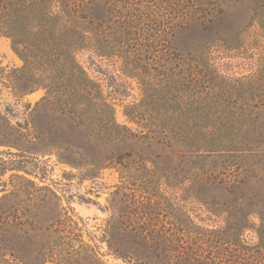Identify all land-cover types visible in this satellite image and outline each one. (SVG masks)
I'll list each match as a JSON object with an SVG mask.
<instances>
[{
    "label": "trees",
    "instance_id": "trees-1",
    "mask_svg": "<svg viewBox=\"0 0 264 264\" xmlns=\"http://www.w3.org/2000/svg\"><path fill=\"white\" fill-rule=\"evenodd\" d=\"M253 28L256 30L251 32ZM153 31L155 37L150 35ZM188 32L201 34L204 39L192 54L181 49V37ZM253 34L264 38V0H0V36L11 41L12 50L23 62L16 72L26 74L34 87L44 89L47 95L63 98L70 108H78L81 116L90 115L96 136L106 145L132 148L138 144L139 149L108 159L126 178L117 188L120 201L116 203L122 202L121 191L130 184L131 173L176 171L172 164L158 161L179 144L187 146L190 156L176 165L182 177L175 176V181L190 182L193 198L209 206L215 205L214 200L200 195L217 190L236 195L251 183L249 174L254 176L257 169L264 172V45L257 47L254 69L247 76L227 77L211 63L216 52L229 55L241 51ZM156 37L162 46L169 42L166 38L174 43L175 60L187 56L186 69L176 67L177 79L171 82L178 93L188 92L184 109H164L174 100H164L163 88L153 83L155 67L151 62L156 58ZM83 50L99 57H118L126 72L140 81L142 100L126 116L145 122L147 133H134L115 122L114 110L99 85L75 59ZM172 56L164 54L161 58ZM103 166L92 165L97 169ZM25 182L31 197L43 202L38 196L43 190ZM22 189L18 183L13 195L25 194ZM252 199L243 206L222 205L220 210L242 221L254 215L262 222L264 197ZM242 221L239 227L244 228ZM116 230L109 222L107 243L120 255L131 247L115 235ZM182 240L181 236L169 239L136 234L129 257L122 258L137 264H153L158 258L185 262L182 255L171 254L175 244L182 248ZM198 241L195 237L187 241L188 262L193 264H203L195 253ZM209 260L211 264H225L223 260Z\"/></svg>",
    "mask_w": 264,
    "mask_h": 264
},
{
    "label": "rangeland",
    "instance_id": "rangeland-1",
    "mask_svg": "<svg viewBox=\"0 0 264 264\" xmlns=\"http://www.w3.org/2000/svg\"><path fill=\"white\" fill-rule=\"evenodd\" d=\"M151 34L156 36L155 31ZM166 39V46L158 37L154 39L153 83L163 88L164 100H174L164 109H184L188 92L178 93L171 82L177 79L176 67L186 69L187 56L175 60L174 43ZM250 40L241 51L229 55L216 52L211 58L216 71L227 77L249 75L264 38L254 35ZM203 41L201 34L188 32L181 37V49L192 54ZM164 54L172 58L163 60ZM75 59L99 85L114 110L115 122L134 133H147L145 122L126 116L140 104L142 90L140 81L126 72L122 60L99 57L90 50L77 52ZM22 66L11 41L0 36V264H137L127 259L136 234L183 239L182 248L175 244L171 254L182 255L185 262L158 258L153 264H193L188 262L187 241L194 237L199 240L195 253L203 264H211L209 258L225 264H264V217L261 222L253 215L246 222L220 210L222 205L238 207L255 200L252 198L264 197V172L257 169L254 176L249 174L251 183L236 195L219 190L200 195L207 201L214 200L215 205L209 206L193 198L190 182L175 181V176L182 177L176 165L190 156L187 146L179 144L158 161L172 164L176 171L131 173V185L121 191L122 202L116 203L120 201L117 188L126 178L108 159L139 149L138 144L132 148L106 145L96 136L90 115L81 116L79 109L70 108L63 98L58 100L34 87L26 74L16 72ZM101 163L106 167H92ZM25 181L43 190L38 195L43 202L31 197ZM18 183L25 194L13 195ZM241 221L244 228L239 227ZM109 222L116 226L115 235L129 242L131 249L119 255L108 246ZM42 259L46 260L40 263Z\"/></svg>",
    "mask_w": 264,
    "mask_h": 264
}]
</instances>
